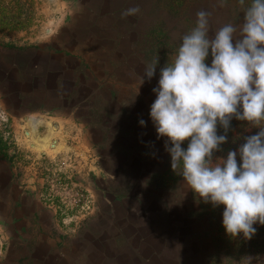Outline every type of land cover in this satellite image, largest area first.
<instances>
[{"label": "rangeland", "instance_id": "374dc122", "mask_svg": "<svg viewBox=\"0 0 264 264\" xmlns=\"http://www.w3.org/2000/svg\"><path fill=\"white\" fill-rule=\"evenodd\" d=\"M201 10L210 35L243 18L238 0H0V264H264V225L228 242L149 116ZM230 123L220 148L259 130Z\"/></svg>", "mask_w": 264, "mask_h": 264}, {"label": "clouds", "instance_id": "9594fccd", "mask_svg": "<svg viewBox=\"0 0 264 264\" xmlns=\"http://www.w3.org/2000/svg\"><path fill=\"white\" fill-rule=\"evenodd\" d=\"M238 3L241 23H226L211 35L210 13H196L195 26L181 37L174 59L160 69L149 116L157 139L166 138L172 171L204 203L224 206L222 226L228 236L250 240L254 225H264V0ZM139 11L130 7L121 16ZM209 56L210 65L205 62ZM157 63L158 57L145 65L139 84L151 80ZM233 119L259 130L243 137L236 150L214 158L227 142Z\"/></svg>", "mask_w": 264, "mask_h": 264}, {"label": "trees", "instance_id": "16d2710c", "mask_svg": "<svg viewBox=\"0 0 264 264\" xmlns=\"http://www.w3.org/2000/svg\"><path fill=\"white\" fill-rule=\"evenodd\" d=\"M229 135V136H228ZM228 137H230V138H232V133L230 134V131H228ZM222 149V151H226V150H229V147H222L221 148ZM226 236H227V240H228V242H232V241H236V242H239V243H241L242 245H244L245 244V242H247V240H245L243 237H242V234L241 235H239V236H237V237H235V238H232V237H230V236H228L227 234H226ZM234 243V242H233Z\"/></svg>", "mask_w": 264, "mask_h": 264}, {"label": "bare ground", "instance_id": "6f19581e", "mask_svg": "<svg viewBox=\"0 0 264 264\" xmlns=\"http://www.w3.org/2000/svg\"><path fill=\"white\" fill-rule=\"evenodd\" d=\"M30 145L33 146L34 148L44 147V146H45L44 144H40L39 141H38V140H35V139H34V142H32ZM50 145H51L52 147H55V146H54L53 144H51V143H50ZM50 145H49V146H50Z\"/></svg>", "mask_w": 264, "mask_h": 264}]
</instances>
